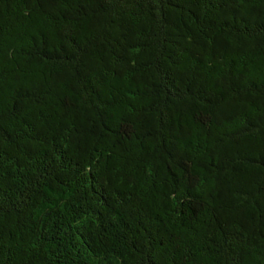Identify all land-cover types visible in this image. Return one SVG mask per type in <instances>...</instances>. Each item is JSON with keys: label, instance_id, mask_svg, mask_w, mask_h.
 <instances>
[{"label": "trees", "instance_id": "16d2710c", "mask_svg": "<svg viewBox=\"0 0 264 264\" xmlns=\"http://www.w3.org/2000/svg\"><path fill=\"white\" fill-rule=\"evenodd\" d=\"M0 264H264V0H0Z\"/></svg>", "mask_w": 264, "mask_h": 264}]
</instances>
